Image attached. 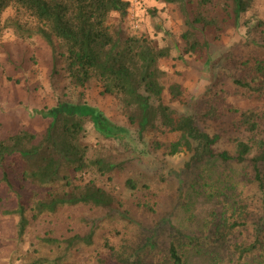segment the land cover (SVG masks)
Wrapping results in <instances>:
<instances>
[{
	"label": "trees",
	"instance_id": "obj_1",
	"mask_svg": "<svg viewBox=\"0 0 264 264\" xmlns=\"http://www.w3.org/2000/svg\"><path fill=\"white\" fill-rule=\"evenodd\" d=\"M163 1L178 7L184 25L179 34L183 50L204 65L210 63L211 42L220 39L229 25L237 24L251 4V0ZM10 6L15 9L14 15L2 19V13ZM127 8V0H0V35L5 28H12L22 38L34 33L42 37L53 54L61 58L68 85L83 88L94 82L102 94L114 96L123 117L153 150L162 149L167 155L184 151L189 156L187 167L209 159L247 162L250 167L247 179L252 186L250 198L255 209L248 210L244 203H232L230 216L235 217L230 222H217L213 233L206 237L175 229L167 243V260L170 264H183L188 251L193 250L208 254L211 264H222L226 253L216 250L215 244L220 248L226 243L228 228L232 232L243 228L250 237L229 242L230 254L235 259L229 258L228 264H264V109L218 104L216 98L224 90L219 87L223 82L214 66L208 91L201 96L202 107L197 110L186 102L183 85L170 80L168 72L158 65V60L167 56V47H157L142 35H122L108 23L111 12L123 17ZM19 13L32 22L22 21ZM257 22L264 25V20ZM239 63L243 69L248 68V75H227L233 92L264 94V57L251 63L245 58ZM175 102L184 107L174 108L171 103ZM188 105L189 109H185ZM226 112H233L232 124L252 137V141L237 139L232 151L216 149L218 135L208 133L199 123L205 117L218 118ZM42 116L47 122L40 131L21 126L13 132H0L1 179L10 186L6 167L18 162L19 180L32 186L31 198H27L28 213L21 197L11 210L18 216L19 236L30 219L43 213L54 214L64 207L76 206L112 210L118 203L99 181L111 178L124 166L110 156L102 141L125 137L129 129L112 122L99 108L82 100H60L46 108ZM89 132L96 133L98 146L87 139ZM170 135L173 138L167 141L161 138ZM124 184L132 191H149L147 183L137 177H127ZM92 235L90 232L83 237L86 244L92 243ZM133 236L122 231L118 241L104 238L103 246L112 264H150L140 254L141 245H137ZM75 238L67 242H75ZM43 240L59 242L52 237Z\"/></svg>",
	"mask_w": 264,
	"mask_h": 264
},
{
	"label": "rangeland",
	"instance_id": "obj_2",
	"mask_svg": "<svg viewBox=\"0 0 264 264\" xmlns=\"http://www.w3.org/2000/svg\"><path fill=\"white\" fill-rule=\"evenodd\" d=\"M127 1L126 14L121 17L111 12L108 23L122 35H142L157 47H167L168 54L158 60V65L168 72L170 80L183 85L186 102L197 110L202 107L201 96L208 91L214 66V72L218 71V78L223 82L219 87L224 90L216 98L218 104L237 109H264V94L234 93L227 78L228 74L248 75V68L243 69L239 63L241 59L247 58L251 63L255 58L264 57V25L257 22L264 20V0H251L239 22L229 25L220 39L211 42L210 63L205 65L183 50L179 34L184 25L175 4L163 0ZM14 13V7L10 6L1 18ZM18 17L32 22L24 14L19 13ZM225 69L227 72H223ZM99 89L94 82L83 88L70 87L61 58L53 54L49 44L38 34L22 38L12 28L2 31L0 132H13L21 126L40 131L47 122L42 116L46 108L60 100H82L99 108L112 122L128 128L129 134L102 141L110 156L124 166L111 178L99 181L118 202L112 210L64 207L54 214L43 213L30 219L21 236L17 234L18 216L11 210L17 207L21 197L28 213L30 201L27 198L32 186L19 180L20 163L6 167L10 186L1 179L0 169V264H102L103 261L112 264L103 240L107 237L109 241H118L122 231L130 236L134 234L137 245H141L140 254L150 264H170L166 248L170 233L175 229L206 237L213 233L217 222H230L235 217L230 216L232 203H244L248 210L255 209L250 198L252 186L247 179L246 171L250 169L247 162L209 159L187 167L189 156L184 151L167 155L162 149L148 147L146 139L141 140L121 114L117 99L102 94ZM171 104L178 110L184 107L176 102ZM186 108L189 109V105ZM234 120L235 114L226 112L218 118L205 117L199 123L208 133L218 135L216 149L232 151L237 139L252 141L251 134L232 124ZM96 136L89 132L87 139L98 146ZM161 138L167 141L173 136ZM129 176L146 182L149 191L128 189L124 181ZM249 215L247 218L256 214ZM227 230V241L221 249L215 244L216 250L226 253L220 261L222 264H228L229 258L235 259L230 254L229 242L246 241L250 237L247 229ZM90 232L92 243L86 244L83 237ZM44 237L59 242H47ZM74 237H77L75 242H67ZM183 264H211V259L208 254L189 250Z\"/></svg>",
	"mask_w": 264,
	"mask_h": 264
}]
</instances>
